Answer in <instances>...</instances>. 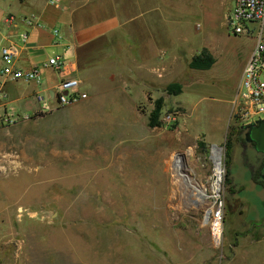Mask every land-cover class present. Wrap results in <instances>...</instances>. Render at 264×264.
<instances>
[{
	"label": "rangeland",
	"instance_id": "obj_1",
	"mask_svg": "<svg viewBox=\"0 0 264 264\" xmlns=\"http://www.w3.org/2000/svg\"><path fill=\"white\" fill-rule=\"evenodd\" d=\"M230 8L127 0L117 62L96 88L81 85L87 100L41 116L0 110V264H264L263 189L250 182L233 118L254 38L228 32ZM5 10L0 1V18ZM202 53L214 65L190 68ZM171 84L182 92L168 94ZM160 98L161 126L151 128ZM214 145L220 249L206 221L211 201L177 183L190 177L210 196Z\"/></svg>",
	"mask_w": 264,
	"mask_h": 264
},
{
	"label": "crops",
	"instance_id": "obj_2",
	"mask_svg": "<svg viewBox=\"0 0 264 264\" xmlns=\"http://www.w3.org/2000/svg\"><path fill=\"white\" fill-rule=\"evenodd\" d=\"M0 1L6 6L0 18V48L15 47L17 67L41 72L40 81L1 85L0 80V97L6 94L5 100L0 98V110L7 119L14 116L8 113L9 105L25 107L32 114L43 107L40 99L54 106L53 92L63 79L77 78L83 88H96L117 62L116 40L126 22L127 0H60L58 6L49 0ZM24 18L34 20L28 24ZM24 33L29 34L26 42ZM54 57L64 62L60 73L47 66Z\"/></svg>",
	"mask_w": 264,
	"mask_h": 264
},
{
	"label": "built area",
	"instance_id": "obj_3",
	"mask_svg": "<svg viewBox=\"0 0 264 264\" xmlns=\"http://www.w3.org/2000/svg\"><path fill=\"white\" fill-rule=\"evenodd\" d=\"M60 0H49L52 6H58ZM33 18H24L23 21L32 24ZM9 22L13 17L8 18ZM228 32L235 36H249L254 38V48L244 67L238 89L233 101L234 120L240 126L256 124L264 119V0H231V8L226 17ZM26 42L29 34L21 35ZM3 65L0 67L1 85L7 82H34L40 81L41 72L38 68L24 70L15 65L16 50L13 46H1ZM55 73L63 70L64 62L59 57L51 58L47 64ZM81 81L77 78H67L60 81L54 90V106L40 99L43 107L41 112H48L88 99V94L81 90ZM2 99L6 94L1 93ZM13 117V116H12ZM9 117V118H12ZM216 177V175H215ZM208 200L212 203L209 225L212 242L220 249L224 241L225 201L220 188L213 186Z\"/></svg>",
	"mask_w": 264,
	"mask_h": 264
},
{
	"label": "trees",
	"instance_id": "obj_4",
	"mask_svg": "<svg viewBox=\"0 0 264 264\" xmlns=\"http://www.w3.org/2000/svg\"><path fill=\"white\" fill-rule=\"evenodd\" d=\"M215 63L214 58L211 55L202 53L196 56L190 63V68L192 69H208L211 68ZM167 92L170 95H179L182 92V86L180 84H171L167 88ZM164 99L160 98L155 103V109L150 114L149 126L151 128H157L161 126V114L163 110ZM42 113L39 114L41 116ZM239 132V142L245 143L244 131L240 128ZM259 175L256 178L257 185L264 188V181L261 179L264 175V161L259 167Z\"/></svg>",
	"mask_w": 264,
	"mask_h": 264
},
{
	"label": "bare ground",
	"instance_id": "obj_5",
	"mask_svg": "<svg viewBox=\"0 0 264 264\" xmlns=\"http://www.w3.org/2000/svg\"><path fill=\"white\" fill-rule=\"evenodd\" d=\"M212 158H213V161L215 163V170L214 171H215V175H216V180L214 182V187L216 188V190H218L220 188V183H221V178H222V173H223V168H222V164H221V150L213 149V157ZM179 176L180 175L178 174V177ZM177 180L178 179H176V181ZM180 180L181 181H177V183H179V184H184L185 183L186 185H184V186L186 187L187 192L189 190H191L193 192V195H194V192H197V194L194 196L195 198L196 197L197 198L198 197L199 198H203V199L204 198H208L207 197L208 195L206 194V189L204 190V188H201V186H199V184L197 182H195V180L191 179L190 177H188L186 179L185 177H182V175L180 176ZM182 181H184V182L182 183Z\"/></svg>",
	"mask_w": 264,
	"mask_h": 264
},
{
	"label": "flooded vegetation",
	"instance_id": "obj_6",
	"mask_svg": "<svg viewBox=\"0 0 264 264\" xmlns=\"http://www.w3.org/2000/svg\"><path fill=\"white\" fill-rule=\"evenodd\" d=\"M244 135H245V131H244ZM245 139V137H244ZM245 147H242V158H243V162H244V166L245 168H247L250 173V182L254 183L257 185L256 183V178L257 176L260 174L259 173V167L262 164V162L264 161V155L257 153L254 148H253V144H250L246 141L245 139V143H244ZM263 189V193L264 194V188ZM254 209L252 208V212L251 214H253ZM253 216H257V212H255L253 214Z\"/></svg>",
	"mask_w": 264,
	"mask_h": 264
},
{
	"label": "water",
	"instance_id": "obj_7",
	"mask_svg": "<svg viewBox=\"0 0 264 264\" xmlns=\"http://www.w3.org/2000/svg\"><path fill=\"white\" fill-rule=\"evenodd\" d=\"M241 129L245 131V139L248 143L253 144V148L257 153L264 155V119L256 124L242 126ZM213 149L222 150L221 147L216 145ZM264 181V175L261 178ZM210 216V212L207 213V219Z\"/></svg>",
	"mask_w": 264,
	"mask_h": 264
}]
</instances>
